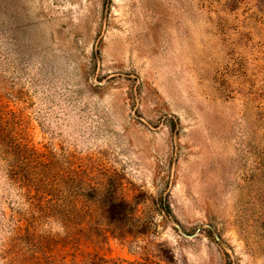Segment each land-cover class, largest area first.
Returning a JSON list of instances; mask_svg holds the SVG:
<instances>
[{
    "label": "rangeland",
    "instance_id": "rangeland-1",
    "mask_svg": "<svg viewBox=\"0 0 264 264\" xmlns=\"http://www.w3.org/2000/svg\"><path fill=\"white\" fill-rule=\"evenodd\" d=\"M3 128L0 264H264V0H0Z\"/></svg>",
    "mask_w": 264,
    "mask_h": 264
},
{
    "label": "trees",
    "instance_id": "trees-1",
    "mask_svg": "<svg viewBox=\"0 0 264 264\" xmlns=\"http://www.w3.org/2000/svg\"><path fill=\"white\" fill-rule=\"evenodd\" d=\"M2 136H4V128L2 129V131L0 129V139ZM38 207H40V206H38ZM41 207L43 208L44 206H41ZM33 246L37 247V245L35 246V244ZM33 258H34L35 264H47L46 261H50V254H49V252H43V254H42V252H40V250H39V253L35 254V256ZM30 261L31 260H29V262L28 261L27 262L30 263Z\"/></svg>",
    "mask_w": 264,
    "mask_h": 264
}]
</instances>
